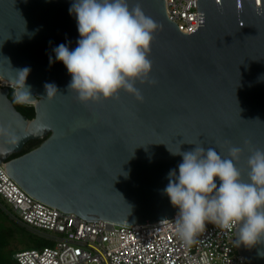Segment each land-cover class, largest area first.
Masks as SVG:
<instances>
[{
    "label": "water",
    "instance_id": "95a60500",
    "mask_svg": "<svg viewBox=\"0 0 264 264\" xmlns=\"http://www.w3.org/2000/svg\"><path fill=\"white\" fill-rule=\"evenodd\" d=\"M258 1L240 0L238 7V0H197L199 26L187 33L169 18L166 0H128L158 24L148 54L156 82H137L142 100L121 91L82 103L68 93L71 76L53 51L77 46L74 0H0V77L17 85L18 71L28 68L35 108L28 119L10 98L11 86L0 85V126L7 130L0 134L1 165L49 205L128 225L178 212L163 192L182 162L170 151L212 147L230 158L238 147L236 167L247 182L248 157L264 150V0ZM46 83L57 86L52 98ZM235 246L249 264H264L257 254L264 245Z\"/></svg>",
    "mask_w": 264,
    "mask_h": 264
},
{
    "label": "clouds",
    "instance_id": "9594fccd",
    "mask_svg": "<svg viewBox=\"0 0 264 264\" xmlns=\"http://www.w3.org/2000/svg\"><path fill=\"white\" fill-rule=\"evenodd\" d=\"M69 13L77 21V46L70 50L62 43L53 49L56 60L71 76L68 93H74L82 103L117 98L121 91L142 100L137 82H156L149 79L152 61L148 54L158 24L139 3L129 7L128 0H74ZM29 71L24 68L17 73L19 103L33 98L25 86ZM44 87L47 98L58 93L54 83ZM6 131L0 126V134ZM240 152V148L233 147L230 158H222L212 147L170 151L181 156L182 162L178 174L170 171L163 192L178 209L174 234L186 245L194 244L208 223L235 230L238 247L264 245V150L255 149L248 157L247 182L235 163ZM257 254L264 258V248Z\"/></svg>",
    "mask_w": 264,
    "mask_h": 264
},
{
    "label": "built area",
    "instance_id": "2783aa9c",
    "mask_svg": "<svg viewBox=\"0 0 264 264\" xmlns=\"http://www.w3.org/2000/svg\"><path fill=\"white\" fill-rule=\"evenodd\" d=\"M257 5H261L258 0ZM166 6L169 18L182 31L191 33L199 26L197 0H166ZM0 85L10 84L0 77ZM0 208L19 225L53 243L17 251L18 264H249L235 246L234 230L210 223L194 244L186 245L174 234L177 213L135 225L88 221L30 195L1 162Z\"/></svg>",
    "mask_w": 264,
    "mask_h": 264
},
{
    "label": "trees",
    "instance_id": "16d2710c",
    "mask_svg": "<svg viewBox=\"0 0 264 264\" xmlns=\"http://www.w3.org/2000/svg\"><path fill=\"white\" fill-rule=\"evenodd\" d=\"M9 96L12 99L13 103L15 104V106L17 107V109L22 114H24L28 119L33 118L35 116L34 105L33 104H29V103H19V102H17L16 95H15V90L12 87H11V91H10ZM43 140H44V138L30 140L29 142H27L25 144V147L23 148V150L20 153H15V154L11 155L9 158L18 156V155H20L22 153H25V152L35 148ZM16 226L19 227L22 230V232L27 234V235H26V237L23 238L22 242H18L19 244H16L15 246H18V247L30 246L29 248H37V247H43V246H46V245L53 244L51 241H49V240H47L45 238L38 237L37 235H35L31 231H29V229H27L24 226L19 225L18 223H16ZM12 233H13V230H10L9 232H7V234H6L7 235V237H6L7 239L6 240L2 239V241L0 243V264H18V262H17V260L15 258V253L17 251H20V250H23V249H29V248H21V249L17 250V248H18L17 247L15 250L9 251L8 254L5 253V250L8 249V247H9V243H10L9 238L11 237L10 235Z\"/></svg>",
    "mask_w": 264,
    "mask_h": 264
},
{
    "label": "rangeland",
    "instance_id": "374dc122",
    "mask_svg": "<svg viewBox=\"0 0 264 264\" xmlns=\"http://www.w3.org/2000/svg\"><path fill=\"white\" fill-rule=\"evenodd\" d=\"M7 83H9V82H7ZM10 86L12 88H14V90H16V88L18 87L17 85H14V84H10ZM10 230H13V233L10 235L11 237L9 238V240H10L9 247H8V249L5 250V253H7V254L9 253V251L15 250L18 247L15 245L19 244L18 242H22L23 238L26 237L27 234L23 233L22 230L16 226V222L13 221L12 219H10L7 216V213L0 208V243H1L2 239H5V240L7 239L6 234ZM35 235H37V234H35ZM37 236L41 237L39 235H37ZM29 247L30 246H21V247H18L17 250L21 249V248H29Z\"/></svg>",
    "mask_w": 264,
    "mask_h": 264
},
{
    "label": "bare ground",
    "instance_id": "6f19581e",
    "mask_svg": "<svg viewBox=\"0 0 264 264\" xmlns=\"http://www.w3.org/2000/svg\"><path fill=\"white\" fill-rule=\"evenodd\" d=\"M4 82L7 83V82H9V81L4 79ZM9 83H10V82H9Z\"/></svg>",
    "mask_w": 264,
    "mask_h": 264
}]
</instances>
